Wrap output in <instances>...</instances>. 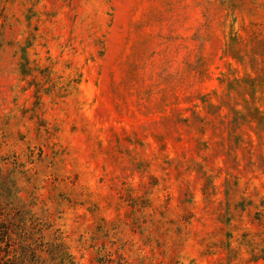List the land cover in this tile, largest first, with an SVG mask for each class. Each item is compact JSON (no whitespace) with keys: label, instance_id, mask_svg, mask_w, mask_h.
I'll return each instance as SVG.
<instances>
[{"label":"rangeland","instance_id":"1","mask_svg":"<svg viewBox=\"0 0 264 264\" xmlns=\"http://www.w3.org/2000/svg\"><path fill=\"white\" fill-rule=\"evenodd\" d=\"M0 210L76 264H264V0H0Z\"/></svg>","mask_w":264,"mask_h":264},{"label":"trees","instance_id":"2","mask_svg":"<svg viewBox=\"0 0 264 264\" xmlns=\"http://www.w3.org/2000/svg\"><path fill=\"white\" fill-rule=\"evenodd\" d=\"M3 211L0 210V264H46L40 255L43 252H49L60 264H76L60 236L49 243L39 242L41 238L33 230L34 221L19 213L8 217Z\"/></svg>","mask_w":264,"mask_h":264}]
</instances>
